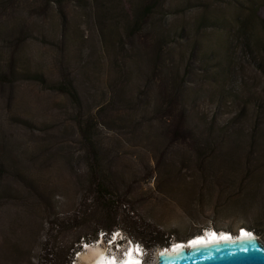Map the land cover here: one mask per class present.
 <instances>
[{
    "label": "rangeland",
    "instance_id": "1",
    "mask_svg": "<svg viewBox=\"0 0 264 264\" xmlns=\"http://www.w3.org/2000/svg\"><path fill=\"white\" fill-rule=\"evenodd\" d=\"M98 184L144 264L210 228L264 242V0H0V264H54Z\"/></svg>",
    "mask_w": 264,
    "mask_h": 264
},
{
    "label": "water",
    "instance_id": "2",
    "mask_svg": "<svg viewBox=\"0 0 264 264\" xmlns=\"http://www.w3.org/2000/svg\"><path fill=\"white\" fill-rule=\"evenodd\" d=\"M155 264H264V242L252 231H239L233 238L207 239L189 247L162 250Z\"/></svg>",
    "mask_w": 264,
    "mask_h": 264
},
{
    "label": "trees",
    "instance_id": "3",
    "mask_svg": "<svg viewBox=\"0 0 264 264\" xmlns=\"http://www.w3.org/2000/svg\"><path fill=\"white\" fill-rule=\"evenodd\" d=\"M58 5H63L64 1L66 0H53ZM11 65V64H10ZM59 90L65 91L73 96L76 95L75 86L73 83H64L63 86L58 88ZM96 175H98V180H102L99 177V171L96 170ZM104 181V179H103ZM105 183V181H104ZM107 183V182H106ZM111 185V184H110ZM107 185H103L102 187L98 184V192L101 194L104 198L108 199V204L105 205V214L102 215V218L98 219L97 221L88 220L85 222V227L83 229L74 231V233L71 236V240L64 246L65 251L64 253H60L57 250V246H54L47 255H50V260H53L54 264H71V261L73 259V252L80 249V244L82 241L84 242H91L96 240L99 237V234L101 232H104V235H107V233L115 228L122 227L121 229L129 235H132V238L139 239L141 237L140 232L138 231V226L136 223L134 224L135 231L132 232L131 230H128L126 226H123L116 220L115 215H110L114 210H112L114 205V200L112 198L114 197L113 194L109 193L107 190ZM113 216V217H112ZM112 217V219L110 218ZM142 239V238H140ZM143 241V239H142ZM56 248V249H55Z\"/></svg>",
    "mask_w": 264,
    "mask_h": 264
},
{
    "label": "bare ground",
    "instance_id": "4",
    "mask_svg": "<svg viewBox=\"0 0 264 264\" xmlns=\"http://www.w3.org/2000/svg\"><path fill=\"white\" fill-rule=\"evenodd\" d=\"M240 229H243V230H241L242 234H251V231L248 229H245L244 227H241ZM239 231H238V233H239ZM234 236H235V234L233 235V233H231L229 231L215 230L214 228H210V229H207L205 232L197 234V235H195V236H193L187 240L176 241V242L172 243L169 247H165L162 250H170L171 248H176L178 246L189 247L191 244H193L192 242L196 241V240L206 241L207 239L210 240L213 238H221V237L222 238L223 237L233 238ZM88 248H93V247L88 246ZM111 252H114V250ZM103 253H104V250H102L100 248L92 249V255L94 256V258L89 262V264H131V262H133V261L144 264V261H143L144 260V254H141V252L136 253L134 248L132 250H129V253L126 254L125 256H123L122 258H111V257L107 256V253L106 254L104 253L105 255ZM83 258L88 259L89 256L86 257L84 255Z\"/></svg>",
    "mask_w": 264,
    "mask_h": 264
},
{
    "label": "built area",
    "instance_id": "5",
    "mask_svg": "<svg viewBox=\"0 0 264 264\" xmlns=\"http://www.w3.org/2000/svg\"><path fill=\"white\" fill-rule=\"evenodd\" d=\"M99 236L100 237L96 239L97 241L94 240L97 243L102 242L104 237L108 238L110 241H116V240L118 241L117 248H113V246H109L112 248V250L115 249L114 252H112L111 254V258H122L123 256L127 254V252H129V250H132L133 248L135 249L136 253L141 252V254H144V258L149 253L148 248L145 246L143 242L127 236V233L124 232L122 229L115 228L111 230L110 232H108L107 235H104V232H101ZM94 241H91V242H94ZM84 246H87L86 242L84 243ZM88 246H91V244H89ZM86 249H88V247H86ZM81 251H82L81 249H78L75 251V255L72 259L73 261H75L77 257H80Z\"/></svg>",
    "mask_w": 264,
    "mask_h": 264
},
{
    "label": "snow or ice",
    "instance_id": "6",
    "mask_svg": "<svg viewBox=\"0 0 264 264\" xmlns=\"http://www.w3.org/2000/svg\"><path fill=\"white\" fill-rule=\"evenodd\" d=\"M225 239H227L228 237H224ZM198 242H203L202 240H198V241H193L192 243H198ZM131 264H138V262H131Z\"/></svg>",
    "mask_w": 264,
    "mask_h": 264
},
{
    "label": "flooded vegetation",
    "instance_id": "7",
    "mask_svg": "<svg viewBox=\"0 0 264 264\" xmlns=\"http://www.w3.org/2000/svg\"><path fill=\"white\" fill-rule=\"evenodd\" d=\"M106 239V241L108 242L109 241V239L108 238H105ZM108 245V244H107Z\"/></svg>",
    "mask_w": 264,
    "mask_h": 264
},
{
    "label": "clouds",
    "instance_id": "8",
    "mask_svg": "<svg viewBox=\"0 0 264 264\" xmlns=\"http://www.w3.org/2000/svg\"><path fill=\"white\" fill-rule=\"evenodd\" d=\"M115 242H116V244L118 243V241H117V240H116ZM107 255H108V254H107ZM108 256H109V255H108ZM144 261H145V260H144Z\"/></svg>",
    "mask_w": 264,
    "mask_h": 264
}]
</instances>
